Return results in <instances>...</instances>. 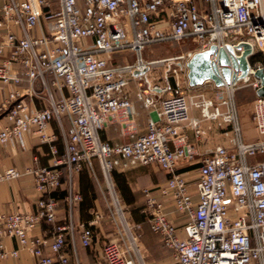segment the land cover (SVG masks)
Here are the masks:
<instances>
[{"label": "built area", "instance_id": "built-area-1", "mask_svg": "<svg viewBox=\"0 0 264 264\" xmlns=\"http://www.w3.org/2000/svg\"><path fill=\"white\" fill-rule=\"evenodd\" d=\"M0 15V83L9 86L0 113L10 122L0 127V145L25 148L26 136L34 135L52 153L45 166L0 170V182L32 174L40 193L35 211L0 212V258H15L27 249L36 264L68 263L65 247L68 239L75 247L74 211L82 200L74 176L86 166L95 172L97 159L115 235L104 242L100 264H149L139 245L142 223L130 222L112 172L152 163L170 176L158 187L144 189L142 212L172 251L171 264H264V95L257 93L264 83L255 76L257 69L264 70V0H4ZM186 38L196 39L198 47L151 61L140 55L148 45ZM239 42L251 46L247 75L226 84L219 97L184 90L187 63L196 51ZM127 50L139 52L135 62L111 60L114 53ZM242 51L235 48L238 55ZM257 52L262 59L252 62ZM163 64L169 66L164 76L168 84H151V68ZM132 83L136 98L157 114L149 119L147 131L132 140H105L101 132L111 116L133 118L137 113ZM246 86L255 92L254 140L245 137L236 99V89ZM192 109L200 117L192 116ZM52 120L59 125L63 153L58 136L49 131ZM203 120L229 127L228 143L197 157L192 145L176 140L184 125L196 135L205 134ZM182 161L197 163L196 172L178 171ZM65 177L67 221L56 224L59 201L53 192ZM105 218L97 205L92 217L80 223L83 246L92 243L94 228ZM44 221L54 223L51 235L33 233ZM6 237L16 238L20 247L8 248ZM48 243L54 255L45 253Z\"/></svg>", "mask_w": 264, "mask_h": 264}, {"label": "crops", "instance_id": "crops-1", "mask_svg": "<svg viewBox=\"0 0 264 264\" xmlns=\"http://www.w3.org/2000/svg\"><path fill=\"white\" fill-rule=\"evenodd\" d=\"M2 1L4 0H0V2ZM114 56L115 54L111 56V60L120 64V62H118ZM133 62L135 61L133 60ZM128 63L129 62L125 64ZM187 84L189 88L200 90V92H204V90L210 89L211 92H214L213 95H210L208 92L204 93H206L209 97L213 98L219 97L221 94H224L223 91H225L227 88L226 85L219 87L211 80L194 87L190 86L189 82H187ZM23 86H27L26 82L23 83ZM37 87H39V84H37ZM8 89L9 86H4L0 83V102L3 101ZM135 89L136 85L135 83H132L130 90L131 98L133 99L137 107L136 115L133 118H128L122 113H117L111 116L105 123V126L101 132V136L103 139L109 140L113 143L126 142L147 131L148 121L152 116H156L157 111L146 108L143 102L136 98L134 94ZM242 89H249L251 90V94H255V92L248 86L239 87L236 89V99L238 91ZM28 100H30V97H28ZM34 101L37 105H41L39 99H36ZM196 110L197 109H192V116L200 117V112L197 114L195 113ZM65 121L66 126L68 127L69 123L67 119ZM9 123L10 122L5 112H1L0 127H3L4 125H7ZM251 123L252 126L250 128H246L245 125H243L245 130V137L247 140H254L257 138V133L254 128V123L252 119ZM201 126L206 129V133L202 135H196L194 129L191 126L184 125L181 129L180 137L176 140V144L192 145L195 148L198 157L199 154L209 148H213L217 144L228 143V138L225 135V131L229 127L220 126L217 120H203L201 122ZM49 131L54 132L58 136L56 143L58 145L60 153H63L64 144L60 134V128L56 120H52L49 126ZM25 140V148H22L18 143L0 145V170H4L7 167L14 166L23 171L28 166L39 167L48 165L52 162V153L49 144L42 143L39 138L34 135H27ZM95 162L96 166L98 167V171L102 172L99 161L95 159ZM197 167V163L190 164L189 162L182 161L178 166V171L194 174L197 170ZM116 169L120 179H123L127 185V188L130 192L128 196H133L135 198L134 201L129 203L127 200H125V195L121 192L119 188H117V191L122 197L123 202L127 206H131L133 208L138 207L136 205H138L139 203L143 206L145 205V188H156L159 185L163 184L170 176V173L160 168V166L156 163L147 165L138 164L119 166L116 167ZM84 170H86L89 173L90 178H92L96 191L94 207L90 208L89 211H87L90 214H93L94 209L100 203V197H105V194L103 188L101 187L102 183L101 181H99L97 176V169H95V172H92L86 166L84 167ZM96 179L99 183L98 185L100 188H97ZM74 182L76 187L80 190V173L75 174ZM66 188L67 185L65 177L62 186L53 192V195L59 201L57 219L55 222L56 224H62L67 221V208L64 200V192ZM191 188L195 191L194 185L191 186ZM39 196L40 193L36 188L35 180L32 174H24L17 179L2 181L0 182V212L11 210L35 211L37 208L36 202ZM168 203L169 209H172V202L168 201ZM171 217L176 219L178 224H182V222L179 221L178 218H176V215L174 213H171ZM85 220L86 219L81 214L79 203L74 211V221L76 224L75 247L72 246L70 239H68L67 245L65 247V250H67L70 254V259L67 264H100L102 246L106 241V238L111 236V233L108 232V226L104 222H102L101 225L96 226L94 228L95 236L93 238L92 243L89 246H83L79 238L80 223L84 222ZM53 227L54 223L44 221L34 229L33 233L47 234L48 236H50ZM162 244L168 250V252L171 251L168 247H166L163 241ZM5 245L8 248L20 247L17 239L12 237L5 238ZM44 251L48 255H54L50 243L45 246ZM161 258L165 260L163 264H171L174 261L173 254L172 257L169 254H165L164 256L160 257V259ZM0 264H36V258L29 250L21 249L18 257L11 259L0 258ZM54 264L60 263L55 262Z\"/></svg>", "mask_w": 264, "mask_h": 264}, {"label": "rangeland", "instance_id": "rangeland-1", "mask_svg": "<svg viewBox=\"0 0 264 264\" xmlns=\"http://www.w3.org/2000/svg\"><path fill=\"white\" fill-rule=\"evenodd\" d=\"M90 41V38H88ZM198 47V41L194 38H186L180 41H168L163 43H154L151 45H148L145 47V49L141 52L140 55H142L146 60L151 61L155 59H163V58H170L172 56L178 55L180 53H183L189 49H195ZM115 58L120 64H125L127 62L132 63L133 60L135 61L139 57V52L133 51V50H127L121 53H114ZM262 57L259 58L261 60ZM132 61V62H131ZM166 72H169V66L167 64H163L162 66L153 67L150 70L149 78L151 79V84H159L162 86H165L168 84V82L165 80L166 78ZM181 77L184 79L185 75L181 74ZM145 81V78L143 79ZM188 80L183 83V88L186 90L189 94H197L200 92V90H196L194 88H189L187 85ZM169 83L172 85L173 77H170ZM146 85L149 87L148 83ZM251 90L249 89H242L238 91L237 99L239 103V112L240 117L243 125H245L246 128H250L252 126L251 123V109H252V100L254 98V94H251ZM204 92H208L210 95H213L214 92H211V90L207 89L204 90ZM205 93V94H206ZM167 95V94H166ZM207 95V94H206ZM195 113H199L198 110L195 111ZM95 169H97V176L99 181H101L102 188L106 189L105 179L102 174V172L98 171V167L96 166V162H94ZM97 181V179H96ZM98 181L96 182L97 188H100L98 185ZM107 192V190H105ZM109 197V196H108ZM100 209L105 213V220L103 221L108 226V232L111 233L110 237L106 238V241L108 239H111L115 237L114 235V225L110 221V212L107 208L105 197H100V203H99ZM123 206H126L125 212L130 220V222H141L142 223V229L139 232V245L141 247L142 253L144 254L146 260L149 264H163L165 260L163 258L160 259V257L164 256L165 254H169L172 257V252L169 251L163 246L160 236L157 233H154L146 219L143 221H135L133 217V207L127 206L125 203H123ZM136 206L142 207V204H138Z\"/></svg>", "mask_w": 264, "mask_h": 264}, {"label": "water", "instance_id": "water-1", "mask_svg": "<svg viewBox=\"0 0 264 264\" xmlns=\"http://www.w3.org/2000/svg\"><path fill=\"white\" fill-rule=\"evenodd\" d=\"M235 48L243 51L238 55ZM250 52L251 46L246 42H239L235 47L230 44L225 47L212 44L205 50L196 51L187 63L189 85L194 87L211 80L221 87L236 81L250 71L247 58ZM255 76L264 83L262 68L255 71ZM257 93L264 95V87L258 89Z\"/></svg>", "mask_w": 264, "mask_h": 264}, {"label": "trees", "instance_id": "trees-1", "mask_svg": "<svg viewBox=\"0 0 264 264\" xmlns=\"http://www.w3.org/2000/svg\"><path fill=\"white\" fill-rule=\"evenodd\" d=\"M260 57H262V53L257 52V54H255L251 58V61L254 62L255 60H259ZM79 173H80V190L79 191L82 194V200L79 202L80 209H81L82 216L86 219L85 221H88L92 217V214H90L87 211H89L90 208L94 207V199L96 197V191H95L93 180L92 178H90L89 173L86 170H84V168ZM112 175H113V179L116 184V188H119L121 192L125 195L124 196L125 200H127L129 203L134 201L135 198L133 196H128L130 192L124 180L120 179V177L118 176L116 168L113 170ZM64 193H65L64 195H66L67 188L65 189ZM132 213H133V217L135 221H143L146 219V216L141 211L140 206L133 208Z\"/></svg>", "mask_w": 264, "mask_h": 264}]
</instances>
